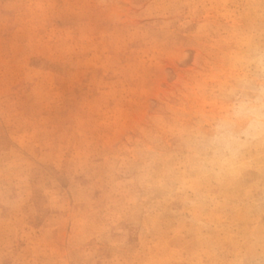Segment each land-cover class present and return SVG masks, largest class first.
I'll use <instances>...</instances> for the list:
<instances>
[{"label":"rangeland","instance_id":"rangeland-1","mask_svg":"<svg viewBox=\"0 0 264 264\" xmlns=\"http://www.w3.org/2000/svg\"><path fill=\"white\" fill-rule=\"evenodd\" d=\"M264 0H0V264H264V138L201 163Z\"/></svg>","mask_w":264,"mask_h":264},{"label":"clouds","instance_id":"clouds-1","mask_svg":"<svg viewBox=\"0 0 264 264\" xmlns=\"http://www.w3.org/2000/svg\"><path fill=\"white\" fill-rule=\"evenodd\" d=\"M254 62L264 71V57ZM231 95L227 112L198 137L201 163L209 170L227 168L245 147L264 138V79L245 80Z\"/></svg>","mask_w":264,"mask_h":264}]
</instances>
